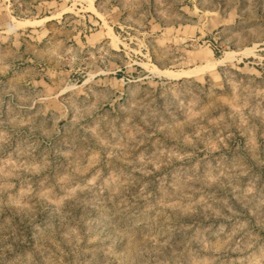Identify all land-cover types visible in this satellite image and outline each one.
Segmentation results:
<instances>
[{
    "label": "rangeland",
    "instance_id": "374dc122",
    "mask_svg": "<svg viewBox=\"0 0 264 264\" xmlns=\"http://www.w3.org/2000/svg\"><path fill=\"white\" fill-rule=\"evenodd\" d=\"M0 264H264V0H0Z\"/></svg>",
    "mask_w": 264,
    "mask_h": 264
}]
</instances>
